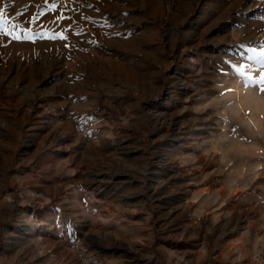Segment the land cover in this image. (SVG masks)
<instances>
[{"label":"rangeland","instance_id":"obj_1","mask_svg":"<svg viewBox=\"0 0 264 264\" xmlns=\"http://www.w3.org/2000/svg\"><path fill=\"white\" fill-rule=\"evenodd\" d=\"M178 1L161 15L128 0L126 32L93 33L79 52L52 55L45 8L79 0H0V154L14 140L22 167L60 147L62 160L71 158L64 131L57 140L44 130L28 155L68 69L101 76L98 98L112 116L79 133V168L105 169L108 179L87 183L84 195L69 186L49 198L30 178L8 186L0 163V264H208L209 234L226 215L230 233L251 230L233 264H264V0ZM146 25L157 28L150 44L160 54L139 39ZM7 118L18 119V139ZM117 174L126 182L110 178ZM96 187L113 201L94 203ZM124 189L130 196L119 195Z\"/></svg>","mask_w":264,"mask_h":264},{"label":"crops","instance_id":"obj_2","mask_svg":"<svg viewBox=\"0 0 264 264\" xmlns=\"http://www.w3.org/2000/svg\"><path fill=\"white\" fill-rule=\"evenodd\" d=\"M147 2V13L158 12L161 15L167 11H170L173 0H146ZM177 6H186L185 8L191 7L188 0H179ZM68 10L70 12H68ZM132 12L131 5L128 0H79V7L74 6L69 9L57 10L52 8V6H47L44 12V21L48 23V34L43 38V44L47 45L50 53L54 55L57 49L59 51H67L68 54L78 46V52L80 45L92 44L93 33L96 35L104 36L111 29L116 26L124 28V32L128 29L133 21L132 18L126 15V13ZM62 16L63 19H57ZM139 18V17H138ZM71 25H68L71 21ZM16 24L10 28L12 30V35L15 36L16 32L14 30ZM4 27L0 26V31ZM63 34L66 39H60L62 43H58L55 39ZM157 28L154 26H144L143 30L139 34V39L145 41L147 45L150 44L151 36L156 38ZM25 38V36H24ZM127 41H132L131 30H127V34L124 36ZM58 45V47H56ZM148 48L155 54H160V47L153 46ZM73 59H84L83 55H75ZM64 81L54 84V93L52 95V104L54 108L55 115L52 118H46L43 116L38 119L35 125H40L39 127H33V133L35 136L33 144V151H30L29 159L35 157L37 154V149L40 147V142L38 139L44 130L47 134H52L54 139H62L61 132L67 133L69 137V144L71 145L70 150L71 158L65 159L61 158V147L59 149H54L55 153L47 154L43 158L39 159L36 166H24L22 167L19 163H15L14 157L18 147L19 142L12 140L8 142V152L0 154V163L6 165L5 170H8L9 177L6 178V184L11 186L20 180L25 178H30L33 183L37 185L46 195L49 194V198L52 193L59 191L65 187H74L76 190L72 194H77L79 192L83 194L82 189L85 188L87 183L97 182H107V177L102 172L105 169H93L89 171L87 169L79 168V163L77 158L79 157V139L81 135L80 132H84V125L88 132L93 131L91 126L96 120L102 122H109L112 120V116L107 114L108 104H104L98 98L99 85L101 76H97L96 81L87 75L83 69L66 70L63 73ZM103 82V81H102ZM92 89L91 94H80L79 99L74 98L75 92L79 89ZM93 93V94H92ZM89 108H94V110L88 111ZM103 115L105 117H103ZM11 120V123L17 125L12 127V132L15 133L18 139L19 135V121L18 119L7 118ZM95 119V121H93ZM82 126V128H81ZM42 129V130H41ZM103 131L106 133L108 130L105 128ZM94 132V131H93ZM46 134V133H45ZM81 134V133H80ZM65 136V135H64ZM68 148V147H67ZM2 152V151H1ZM73 160V161H72ZM10 162V167H9ZM9 167V168H8ZM118 178L126 182V177L122 175H115L110 178ZM123 187V186H122ZM73 190V191H74ZM117 190V189H116ZM95 195L93 198L96 200L94 203L100 204V200H106L107 202H112V196L114 193L105 192L104 187H96ZM93 192V193H94ZM84 195V194H83ZM119 195L126 197L130 196V190L124 189V191H119ZM217 214V213H216ZM216 216V215H214ZM51 218V217H48ZM229 216L226 215L220 223L214 226V229L210 232L207 246L204 248L205 252L209 251L213 253V257L209 259L208 264H233V260L240 259V256L244 254L246 249V242L244 240L246 233L251 232L249 229H239L238 232L230 233L231 228L227 226V220ZM246 232V233H245ZM249 236V235H248ZM249 239V238H248ZM249 253V252H248ZM236 264H245L243 262H236Z\"/></svg>","mask_w":264,"mask_h":264},{"label":"snow or ice","instance_id":"obj_3","mask_svg":"<svg viewBox=\"0 0 264 264\" xmlns=\"http://www.w3.org/2000/svg\"><path fill=\"white\" fill-rule=\"evenodd\" d=\"M45 2H47V0H45ZM52 8H55V4L52 5ZM6 19H7V18L3 16L2 12H0V25H2L3 22H4ZM57 19H63V17L60 16V17H58ZM60 37H61L62 39H66V37H64L62 33L60 34ZM18 38H19V37H18ZM258 62H260V61H258ZM254 82H255V81H254ZM258 83H260V84H264V75H262V76L260 77V80L258 81ZM260 90H261L262 92H264V88H261Z\"/></svg>","mask_w":264,"mask_h":264}]
</instances>
